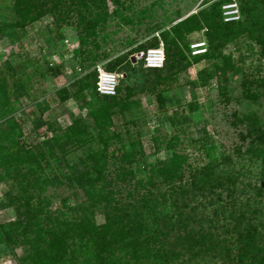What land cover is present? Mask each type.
<instances>
[{
	"label": "rangeland",
	"instance_id": "374dc122",
	"mask_svg": "<svg viewBox=\"0 0 264 264\" xmlns=\"http://www.w3.org/2000/svg\"><path fill=\"white\" fill-rule=\"evenodd\" d=\"M213 1L121 0V6L106 0V12L98 13L103 21L96 24L95 34L89 38L88 44L82 45L80 34L84 31L81 30V18L84 17V22L91 19L90 16L96 14L95 9H79L70 0H62L60 7L53 9V5L46 2L41 7L43 9L37 7L36 12L25 15L32 21L25 27V36L20 38L10 28L19 18L20 13L14 10L17 0H0V24L9 26L0 31V70L5 71L7 63L13 60L31 61L43 67L27 95L9 101L0 97L2 142L10 138L18 146L47 157L46 166L41 173L38 172L42 182L34 183L31 178L27 179V191L33 202L38 197H44L52 214L62 211L80 215L78 208L88 200L83 189L74 187L68 180V177L86 173L83 171L84 165L80 164L78 158L72 160L74 166L69 165L66 154L84 141L83 136L76 133L81 121L91 131L97 125L89 115V99L85 102L73 99L62 101L57 99V91L69 88L93 71L97 73V68L105 70L118 57L127 56L128 59L137 60V55L132 57L131 53L139 46L153 39H158L159 45L162 44L161 32L168 31L177 22L195 14L203 3ZM227 4L236 5L234 10L238 11L239 18L234 22L242 21L237 0L222 5V17L223 7ZM89 6L92 7V4ZM52 22L60 29L63 41L55 39L49 26ZM185 38L188 48L183 47L184 57L173 74L133 95L132 99L139 102L133 120L113 118L105 136L108 151L104 170L106 180L111 184L110 191L116 201L119 197L116 192L126 185V178L121 179L123 177L118 174L121 166L125 167L124 170L129 168L121 161L134 159L155 164L169 160L173 155L183 157L186 163L183 166L184 184L194 171L206 166L213 156H218L221 164L217 170L235 179L232 197L237 200L236 208L248 203L249 211H256L245 214L246 219L236 225L238 231L252 224L264 235V162L260 154L257 155L258 148L252 147L247 138L245 122L246 117L254 118L264 127V96L256 100L245 97V81L252 77H264V58L260 56V48L247 30L243 31L238 38L222 47L227 61L225 69H214V61L205 58L208 46L204 29L191 31ZM195 44H202L204 52L193 55L191 46ZM199 58L202 59L197 60ZM47 67L55 70L61 67L62 70L52 75L46 71ZM87 80L93 84L91 77ZM159 93L167 97L161 110L156 100ZM9 151L14 153L16 149ZM16 158L17 162H0V223L4 225L14 223L18 215L13 206L6 205L7 195L24 197V193H17L16 180L22 177L25 180L27 166L21 157ZM161 190L165 191V188ZM214 192L221 194L219 201L217 196L207 193L206 199L196 196L192 206H197L194 217L202 219L205 231L215 241L223 243L224 239L235 237L236 233L227 235L226 230L234 225L231 217L237 210H231L227 205L232 199L226 190ZM103 207L102 203L93 210L98 224L105 219ZM122 252L121 256L130 255L125 249ZM32 254L29 245L18 242L10 246L0 245V264H20ZM207 264L224 263L217 260Z\"/></svg>",
	"mask_w": 264,
	"mask_h": 264
},
{
	"label": "trees",
	"instance_id": "16d2710c",
	"mask_svg": "<svg viewBox=\"0 0 264 264\" xmlns=\"http://www.w3.org/2000/svg\"><path fill=\"white\" fill-rule=\"evenodd\" d=\"M70 1L79 9L96 10L95 16L89 15L92 18L86 22L84 17L81 18V30L84 32L80 34V43L87 45L89 38L95 34L96 24L100 20L103 21L98 13L106 12V0ZM111 1L115 5L123 4L121 0ZM46 2H50L53 9L62 4V0H17L14 10L20 13L19 18L10 25L17 36L24 37L27 33L25 27L32 21L25 15L36 12L37 7L43 9L41 7H44ZM229 2L231 0L203 3L195 14L192 13L177 22L168 31L161 32L160 41L163 44L165 60L160 69L145 68L142 59L135 62L127 56L113 59L105 67V71L120 75L114 96H101L97 91L94 92L96 71L78 83H73L69 88H60L57 91L56 97L62 101L73 99L85 102L89 99V115L97 125L91 131L92 129L81 121L76 133L83 136L84 141L66 154L69 165L74 166L72 160L78 158L80 164L84 165L83 171H86L72 178L68 177L74 187L83 189L88 199L78 208L80 215L62 211L52 214L48 211L47 199H40L38 195L33 202L27 191V179L31 178L34 183L42 182L38 172L43 171L47 157L18 146L10 138L7 142H2L0 138V162H17L16 157H21L27 166L24 175L26 182L22 180L23 177L16 180L17 193H24V197L7 195L6 205L13 206L18 215L14 223H0V245L10 246L18 242L32 248L33 254L25 257L20 264H207L217 260L224 264H264V235L252 224L240 231L236 227L246 219V213L256 211H249L248 203H243L239 209L236 208L237 200L232 197L235 179L217 170L221 164L218 156H213L206 166L194 171L189 181L184 184L183 166L186 163L183 157L173 155L169 160L155 164H146L134 159L121 161L122 164H127L129 169L120 167L118 175L123 177L121 179L126 178V185L122 184L123 189L116 192V195H119L116 201L104 170L108 151L105 136L112 126L114 116L130 122L133 120L134 111L139 108V102L132 99L133 95L173 74L184 57L183 47L188 48L185 36L189 32L204 29L208 46L205 58L214 61V69H225L227 61L222 54V47L246 30L258 44L260 56L264 58V0H237L243 20L226 23L223 21L221 7ZM89 4H92V7ZM0 25V31L9 27L5 26V23ZM49 26L55 39L63 41L57 24L52 22ZM158 46L159 40L153 39L148 44L139 46L131 55L134 57ZM200 59L202 58L197 60ZM42 69L41 65H34L31 61H9L5 71L0 70V97L9 101L27 95ZM46 69L52 75L62 70L61 67L57 70L50 67ZM262 72L264 74V67ZM90 77L92 85L87 80ZM199 78L202 81L201 75ZM245 90V97L249 100L264 96V77L247 79ZM156 100L161 110L167 97L159 93ZM245 122L247 138L249 137L252 147L258 148L257 155L260 154L264 162V127L254 118L246 117ZM11 148L16 151L11 153ZM262 176L264 177V172ZM163 187L165 191L161 190ZM215 190H226L232 199L227 205L231 210H237L231 217L234 225L226 230L227 235L236 233L235 237L224 239L223 243L215 241L205 231L202 219L194 217L197 206H192L196 196L206 199L207 193L217 196L219 201L221 194H215ZM102 203L105 219L103 223L98 224L93 210ZM124 249L130 252V255L121 256L120 252L123 254Z\"/></svg>",
	"mask_w": 264,
	"mask_h": 264
},
{
	"label": "built area",
	"instance_id": "2783aa9c",
	"mask_svg": "<svg viewBox=\"0 0 264 264\" xmlns=\"http://www.w3.org/2000/svg\"><path fill=\"white\" fill-rule=\"evenodd\" d=\"M236 5H224L223 7V14L224 18L223 21L234 22L238 20V11ZM202 44H195L191 46L192 54L198 55L204 52L201 49ZM138 59L143 60V66L149 69H160L163 67L165 54L163 45L160 44L155 49H148L145 53H140V55L136 56ZM118 85V75L116 73L107 72L105 70H101L97 68V80H96V91L101 96H114L116 93V88Z\"/></svg>",
	"mask_w": 264,
	"mask_h": 264
},
{
	"label": "water",
	"instance_id": "95a60500",
	"mask_svg": "<svg viewBox=\"0 0 264 264\" xmlns=\"http://www.w3.org/2000/svg\"><path fill=\"white\" fill-rule=\"evenodd\" d=\"M136 59H138V58H136ZM133 61L135 62V59H133Z\"/></svg>",
	"mask_w": 264,
	"mask_h": 264
}]
</instances>
